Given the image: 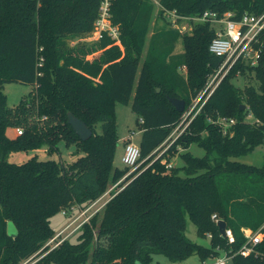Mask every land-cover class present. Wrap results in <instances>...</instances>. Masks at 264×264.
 Wrapping results in <instances>:
<instances>
[{"label": "trees", "instance_id": "obj_1", "mask_svg": "<svg viewBox=\"0 0 264 264\" xmlns=\"http://www.w3.org/2000/svg\"><path fill=\"white\" fill-rule=\"evenodd\" d=\"M159 1L184 15L210 9L219 16L232 12L238 19L264 12V0ZM99 6L100 0H0V264H22L32 256L31 264H152L154 254L171 262L194 254L204 260L218 253L216 245L227 247L214 213L234 230L235 247L244 240L243 227L260 230L257 248L264 254V165L238 160L264 141V31L255 45L259 63L238 61L181 136L159 154L223 61L209 50L214 25L195 23L194 32L183 37L181 60L155 65L142 57L154 10L151 0H114L112 20L121 30L124 50L108 46L112 40L105 36L99 42L103 51L90 59L86 55L92 46L69 47L66 37L92 30ZM180 36L174 31V41ZM182 64L186 79L176 68ZM238 76L256 82L240 88L233 82ZM7 82L33 88L9 105L3 90ZM171 97L184 99L185 110H177ZM118 101L131 103L143 120L141 164L81 227L76 242L70 237L49 250L54 215L87 207L129 172V167L115 165ZM70 111L93 130L87 140L68 123ZM249 112L262 124L245 120ZM222 116L236 123L225 131L216 122ZM17 128L23 134H10ZM61 140L75 146L76 160L37 155L21 163L8 160L14 150H59ZM192 143L203 147L205 155H193L188 150ZM177 155L184 164L168 169ZM188 219L199 235L212 234L211 246L188 238ZM10 221L15 234L8 230ZM235 261L264 264V257L238 255Z\"/></svg>", "mask_w": 264, "mask_h": 264}, {"label": "built area", "instance_id": "obj_2", "mask_svg": "<svg viewBox=\"0 0 264 264\" xmlns=\"http://www.w3.org/2000/svg\"><path fill=\"white\" fill-rule=\"evenodd\" d=\"M113 1L114 0H100L98 16L94 22L92 30L98 40L108 36L114 44L122 45L121 30L113 23L112 20ZM155 1L159 5V10L162 11L163 18L169 23L173 24L180 20H187L193 25L197 22H209L213 24L216 35L210 42L209 50L211 53L223 58L221 65L210 76L204 89L195 98L193 106L184 114L180 124L173 129L166 141L163 143V145L167 143L162 151L163 153L181 136L189 122L192 121V119L195 118V116L201 111L210 95L215 91L223 78L230 72L238 61L243 60L250 65H256L259 63L261 53L255 45L259 42L260 36L264 31V12L260 14L247 12L242 14V16L238 19L234 17L232 12H226L223 16H219L217 11L210 9L203 11L200 15H184L179 13L176 9L165 8L159 0ZM249 116L254 117V121L251 122L252 124H262V122L256 118L252 112L247 114L245 120L248 121ZM216 122L220 123L226 131L228 130V127L236 123V119L222 116L219 117ZM16 134H23V128H17ZM133 137L134 134L127 137L122 156V161L125 166L129 167V172L118 180L112 187H110L101 197L94 200L87 207L79 208L73 206L70 209L62 210L63 214H69L70 211L77 210V215L66 226L55 233V235L46 243L49 250L56 248L63 241L72 237L85 223L89 222L96 213L101 211L105 207L106 203L123 188V186L120 187V184L140 166L141 148L139 144L133 142ZM172 167V162L167 164L168 169H171ZM212 219L218 225V221L223 218H221L217 213H214L212 214ZM242 231L244 234V240L240 246L235 247L237 242L235 232L227 225L225 229V236H223L226 240L227 247L224 248L220 244L216 245L214 249L218 253L212 254L208 257L209 259H213V262L207 263L208 260L206 259L208 258H206L203 260V264H228V262L236 264L235 257L238 255L244 257L253 256L254 258H259L260 260L263 259V252L257 248L263 238L262 232L260 230L253 231L252 229L246 227H243ZM220 235L222 236L221 233ZM207 237L211 239L213 236L211 233H208ZM33 257L34 256L24 261L22 264L33 263L35 261L33 260Z\"/></svg>", "mask_w": 264, "mask_h": 264}, {"label": "rangeland", "instance_id": "obj_3", "mask_svg": "<svg viewBox=\"0 0 264 264\" xmlns=\"http://www.w3.org/2000/svg\"><path fill=\"white\" fill-rule=\"evenodd\" d=\"M154 10L152 14V20L150 22L149 33L146 37L145 46L143 49L142 57L148 56L153 60V63L157 65V63L169 62L171 64H176L181 60L182 54L184 52V44L183 37L185 35H190L194 32V25L188 22L187 20H180L176 23H169L166 21L163 16L159 13V5L155 0H151ZM175 24V25H174ZM174 31L178 32L180 38L177 41H174ZM104 38V37H103ZM101 38V40L103 39ZM94 35L93 30L88 32L68 35L66 37V43L69 47H76L82 44H86L88 46H92L93 49L91 52H88L86 58L93 59L97 57L103 51L101 45H99L100 41ZM110 43L108 46L113 45ZM120 46V45H119ZM124 45L122 43L121 48ZM177 68V71L183 76V78H187V67L182 64ZM157 72V70H155ZM233 82L240 88H244L246 83H254L256 80L251 78H246L243 76H238L234 78ZM33 86L31 84H24L18 82H7L4 85V92L7 95L9 105L17 104L27 96ZM160 87H157V89ZM161 90V88H160ZM158 91V90H157ZM193 104L190 106V108ZM189 108V109H190ZM188 109V110H189ZM249 122L254 121V117H248ZM142 120L140 115L132 109L131 103L124 102H116V110H115V130L119 137L118 141V150L116 151L115 156V165L123 168L125 164L122 161L123 153V141L120 139L127 138L131 134H134L133 142L140 143L142 137ZM98 131H101V123L97 125ZM16 135V130L12 131ZM167 144V143H166ZM166 144L159 150V154L162 153ZM59 150H50L46 147L39 148L37 150H14L8 155V160L12 162H25L30 157L37 155L40 159H54L62 162H72L78 158V155L74 153L75 146L69 145L65 140H61L59 143ZM125 149V145H124ZM195 156H204L205 149L201 147L197 143H192L190 148L188 149ZM238 160L253 164L257 166L264 165V141L263 143L257 145L251 152L248 154L242 155L238 157ZM173 166H182L184 164V160L180 155H177L173 159ZM77 215V214H76ZM76 215L63 214L62 211L58 212L54 215V219L52 220L53 227L55 229V233H57L61 227L66 226ZM8 230L10 233L15 234L17 232V227L13 221L8 223ZM187 236L188 238L196 243L203 244L205 246H211V241L206 236H201L197 232V227L195 223L188 219L187 224ZM72 241L76 242L78 240V234H74L72 236ZM207 263H212L213 259H206ZM55 264V263H52ZM89 264V263H87ZM152 264H203V259L198 254H194L188 259L179 262H171L165 255L163 254H154L153 263ZM228 264H232L228 262Z\"/></svg>", "mask_w": 264, "mask_h": 264}, {"label": "water", "instance_id": "obj_4", "mask_svg": "<svg viewBox=\"0 0 264 264\" xmlns=\"http://www.w3.org/2000/svg\"><path fill=\"white\" fill-rule=\"evenodd\" d=\"M160 91V88L157 89ZM170 101L179 111H184L186 101L182 98L171 97ZM242 109L246 108V104H242ZM68 123L73 127L75 132L80 136L81 140H87L93 135V130L86 124L84 120L76 116L72 111L68 112ZM219 231L222 236H225V229L227 227V221L221 219L218 221Z\"/></svg>", "mask_w": 264, "mask_h": 264}, {"label": "crops", "instance_id": "obj_5", "mask_svg": "<svg viewBox=\"0 0 264 264\" xmlns=\"http://www.w3.org/2000/svg\"><path fill=\"white\" fill-rule=\"evenodd\" d=\"M13 130H11L10 131V134H14L13 132H12ZM127 139V138H126ZM126 139L125 138H123V139H120L121 141H123V149H122V152H124V145H125V143H126ZM139 144V143H138ZM119 148L117 147V150H118ZM115 191V190H114ZM71 212V211H70ZM70 214V213H69ZM54 219V217L52 218V220ZM53 225V224H52ZM64 227V226H63ZM63 227H61L60 229H62Z\"/></svg>", "mask_w": 264, "mask_h": 264}]
</instances>
